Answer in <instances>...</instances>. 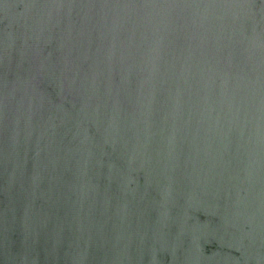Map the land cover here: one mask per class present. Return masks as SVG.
<instances>
[{
  "label": "water",
  "instance_id": "1",
  "mask_svg": "<svg viewBox=\"0 0 264 264\" xmlns=\"http://www.w3.org/2000/svg\"><path fill=\"white\" fill-rule=\"evenodd\" d=\"M0 264H264V0H0Z\"/></svg>",
  "mask_w": 264,
  "mask_h": 264
}]
</instances>
